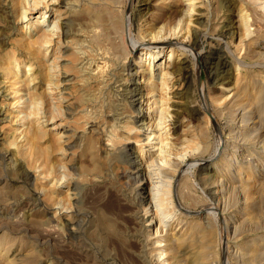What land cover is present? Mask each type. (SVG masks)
Segmentation results:
<instances>
[{"label":"rangeland","instance_id":"374dc122","mask_svg":"<svg viewBox=\"0 0 264 264\" xmlns=\"http://www.w3.org/2000/svg\"><path fill=\"white\" fill-rule=\"evenodd\" d=\"M127 1L0 0V262L264 264V0Z\"/></svg>","mask_w":264,"mask_h":264},{"label":"bare ground","instance_id":"6f19581e","mask_svg":"<svg viewBox=\"0 0 264 264\" xmlns=\"http://www.w3.org/2000/svg\"><path fill=\"white\" fill-rule=\"evenodd\" d=\"M130 1L131 0H128L127 1V4L128 5H130L131 3H130ZM136 1V3H139L141 6H145L146 4H147V2H146V0H135ZM189 1V0H188ZM261 1V0H260ZM54 2V1H53ZM253 3V2H252ZM255 3V2H254ZM127 5V6H128ZM190 5V4H189ZM251 5V4H250ZM32 7V6H31ZM191 7V6H190ZM38 9V7H35L34 9H32V11H35V10H37ZM31 12V11H30ZM101 14V13H100ZM103 16V15H102ZM30 17V16H29ZM111 17V16H110ZM45 18V14H44V12H39V13H36L34 16H33V23H34V25H35V27H36V25L37 26H39L41 23H42V21H38V20H40V19H44ZM101 19H102V17H101ZM116 19V18H115ZM246 19V18H245ZM114 21V20H113ZM114 24H115V22H113ZM247 24V23H246ZM116 26H117V22H116V24H115ZM130 25V24H129ZM129 25H127L128 27H129ZM135 25V24H134ZM52 26V25H51ZM114 26V25H113ZM119 26H120V24H119ZM126 26V25H125ZM175 27V26H174ZM127 28V27H126ZM130 28V27H129ZM231 28V27H230ZM129 30V29H128ZM44 31V30H43ZM243 32V31H242ZM45 33V32H44ZM50 33V32H49ZM54 33V32H53ZM245 33V32H244ZM254 33V32H253ZM41 34V33H40ZM129 34V33H128ZM131 34V33H130ZM173 34V33H172ZM179 34V33H178ZM44 36V35H43ZM130 36V35H129ZM243 36V35H242ZM132 37V36H131ZM156 38V37H155ZM152 39V38H151ZM135 41V40H134ZM184 41V40H183ZM182 40L181 41H178V45L180 46H182V47H184L185 46V44H184V42H183ZM28 43V42H27ZM45 45H47V42L45 41ZM50 43V42H49ZM130 43H133V45H131V46H133L132 47V51H138L139 49H138V46H136L137 44L136 43H139V41L138 42H136V43H134V42H130ZM152 43V42H151ZM134 44H136L135 46H134ZM145 44V43H144ZM153 44V43H152ZM156 46H163L164 44L162 43V42H160V41H158V42H156V43H154ZM146 45V44H145ZM182 47H180V48H182ZM151 48V47H150ZM31 49V48H30ZM186 49V51L188 50L187 48H185ZM191 50V49H190ZM159 54H161V52H158V53H156L155 54V57H154V55L152 56V62H153V59H157L158 57H159ZM170 56V55H169ZM169 56H168V58H169ZM197 56V55H196ZM140 58H143V57H141V55H139L138 56V59H140ZM193 58V57H192ZM199 59H200V57H199ZM206 59V58H205ZM158 60V59H157ZM194 60V59H193ZM204 60V59H203ZM202 60V61H203ZM146 61V60H145ZM160 61V60H159ZM159 61H156L155 62V64H152L149 68H148V70H147V73L150 75V73L151 72H153L152 70H153V67L154 66H156L157 68L160 66L159 64H160V62ZM199 61V60H198ZM205 61V60H204ZM150 63V61H148L147 62V64H149ZM167 63V62H166ZM169 63V62H168ZM201 63V62H200ZM205 63V62H204ZM136 64V63H135ZM134 64V65H135ZM184 66V65H183ZM200 66V65H199ZM202 67H203V65H202ZM165 71V70H164ZM210 72H212V71H210ZM209 72V73H210ZM166 73V72H165ZM165 73H162L163 75L165 74ZM146 75V74H145ZM160 77V76H159ZM149 79V78H148ZM211 81V80H210ZM127 82V81H126ZM49 85V84H48ZM15 86V85H14ZM160 86V85H159ZM18 92V91H17ZM238 92V91H237ZM153 93V92H152ZM151 96V95H150ZM158 98V97H157ZM160 98L161 97H159V99H157V100H154V99H156V98H154L152 101H151V103L152 104H156V103H158L159 105V114H158V117H157V121H158V123H156L157 125L156 126H158V124H159V121L161 120V119H163V115L162 114H165V113H163V111L165 110V108H164V106L162 105V102H163V98L160 100ZM174 100V99H173ZM255 101V100H254ZM23 102V101H22ZM149 104V103H148ZM35 105V104H34ZM38 106V105H37ZM152 106V105H151ZM167 106V105H166ZM172 106V105H171ZM150 108V107H149ZM174 111V110H173ZM165 112V111H164ZM191 112V111H190ZM20 113V112H19ZM2 114V113H1ZM25 115V114H24ZM19 118V117H18ZM26 118V117H25ZM22 121H23V119H22ZM149 123V122H148ZM145 126H147V124L145 125ZM155 126V127H156ZM22 128V127H21ZM148 129V127H146L145 128V130H147ZM156 129V128H155ZM160 130V129H159ZM158 130V131H159ZM264 130V129H263ZM158 131H155V132H157V134L156 133H152V134H150L149 135V137H148V139H147V141H146V144H145V146H147V148H146V151L148 152V151H153V150H155L158 154L159 153H161L162 151H163V142H161L159 139H160V132H158ZM159 133V134H158ZM161 137H162V135H161ZM163 138H161V140H162ZM264 142V141H263ZM157 144H160V145H158L157 147H156V145ZM166 146V145H165ZM262 146H264V144H262ZM169 148V147H168ZM263 148V147H262ZM108 149V148H107ZM167 149V148H166ZM113 151V150H112ZM171 151V150H170ZM164 152V151H163ZM157 154V155H158ZM169 154V153H168ZM217 154V153H216ZM244 154V153H243ZM155 155H156V153H155ZM172 155V154H171ZM246 155V154H245ZM160 156V155H159ZM172 157V156H171ZM113 158V157H112ZM209 158V157H208ZM115 159V158H114ZM160 159V158H159ZM170 159V158H169ZM161 161V160H160ZM145 163V162H144ZM263 163V162H262ZM148 164V163H147ZM151 164V163H150ZM153 164V163H152ZM213 164V163H212ZM264 164V163H263ZM184 165V164H183ZM146 167H147V165H145ZM148 166H149V164H148ZM136 167L137 166H134L133 167V169H136ZM261 170V169H260ZM135 171V170H134ZM147 171V170H146ZM156 171V170H155ZM241 171V170H240ZM134 173V172H133ZM132 173V174H133ZM137 173V172H136ZM139 173V172H138ZM27 174V173H26ZM129 176V175H128ZM153 176V175H152ZM154 176H155V174H154ZM250 177V176H249ZM128 178V177H127ZM253 178V177H252ZM253 180V179H252ZM259 182V181H258ZM255 183V182H254ZM258 186V185H257ZM263 186V185H262ZM141 189H146L147 188V183L146 182H144V183H142V185H141ZM254 187V186H253ZM152 188V187H151ZM151 189L149 188V191H150ZM155 190V189H154ZM152 191V190H151ZM155 192V191H154ZM162 199V198H161ZM209 207V206H208ZM263 210V209H262ZM158 216V215H157ZM221 221V225L224 227V225H227V223H226V220L225 219H222V220H220ZM158 224V223H157ZM163 227V226H162ZM163 231V230H162ZM170 233V232H169ZM175 240V239H174ZM177 240V239H176ZM175 240V241H176ZM255 241V240H254ZM172 242V241H171ZM157 243V242H156ZM166 243H167V241H166ZM172 245V244H171ZM176 246V245H175ZM174 246V247H175ZM254 250V249H253ZM258 250H261V249H258ZM162 252H164L165 250L164 249H162L161 250ZM236 252V251H235ZM248 252V251H247ZM255 253L257 252V250L256 251H254ZM165 253V252H164ZM243 253V252H242ZM161 255V254H160ZM176 255V254H175ZM162 256V255H161ZM160 259V258H159ZM246 260V259H245ZM5 262V261H4ZM249 262V261H248ZM247 262V263H248ZM1 263V262H0ZM2 264V263H1ZM3 264H5V263H3ZM6 264H10L9 262H8V260L6 261ZM192 264H203L202 263V261L201 260H199V258L198 259H194V261H193V263Z\"/></svg>","mask_w":264,"mask_h":264}]
</instances>
